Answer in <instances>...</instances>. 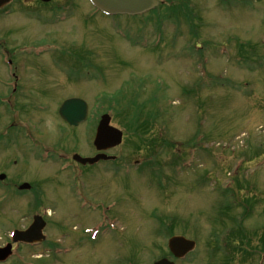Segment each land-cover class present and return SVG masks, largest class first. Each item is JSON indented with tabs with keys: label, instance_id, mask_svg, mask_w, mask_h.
<instances>
[{
	"label": "rangeland",
	"instance_id": "obj_1",
	"mask_svg": "<svg viewBox=\"0 0 264 264\" xmlns=\"http://www.w3.org/2000/svg\"><path fill=\"white\" fill-rule=\"evenodd\" d=\"M51 1L41 12L49 17L44 25L32 22L24 10L28 5H16L18 0L8 5L12 13L0 12V50L14 52L16 64L22 63L17 48L32 42L58 43L66 50L53 49L41 58L52 79L43 99L50 109L37 116L46 126L40 128L41 145L28 149L31 142L24 136L33 109L19 106L8 113L0 106V133L9 139L0 144V173L7 174L0 183V245L10 241L14 228L31 221L32 212L51 206L52 213L49 242L19 247L7 264H152L174 259L167 248L172 234L198 244L190 261L175 259L177 264H264V0H186L196 4L198 36L189 35L188 2L166 0L179 7L180 22L165 21L168 29L158 46L153 41L161 28L153 17L110 18L96 14L87 0H78L76 10L66 4L69 0ZM59 4L70 18L55 22L52 11ZM118 26L130 40L117 34ZM143 36H149L151 48L134 44ZM89 58L92 66H81L88 63L81 59ZM41 72L25 67L22 75ZM131 74L138 80L131 82ZM3 77L0 59V88ZM119 90L121 96L105 97ZM71 96L94 104L97 122L110 113L124 139L112 149L123 163L94 166L90 186H77L70 197L69 171L60 165L73 163L74 152H96L87 126L61 123L58 106ZM44 149L54 156L42 163L36 150ZM126 160L144 166L126 169ZM103 167L113 169L105 173ZM24 181L33 182L38 192H17ZM81 200L99 209L81 207ZM236 214L241 223H235ZM228 226L233 229L229 247L236 251L222 257L219 241ZM88 227H100L96 239L86 235ZM59 238L72 253L45 254Z\"/></svg>",
	"mask_w": 264,
	"mask_h": 264
},
{
	"label": "water",
	"instance_id": "obj_2",
	"mask_svg": "<svg viewBox=\"0 0 264 264\" xmlns=\"http://www.w3.org/2000/svg\"><path fill=\"white\" fill-rule=\"evenodd\" d=\"M9 0H0V7L7 3ZM96 5L103 10L112 13H128V14H139L149 9H152L158 4V0H94ZM87 113L86 104L77 99H70L64 102L60 108V114L62 117L72 124H78L82 121ZM111 117L104 115L98 127L95 144L98 149L110 148L118 145L122 140V132L117 128L110 125ZM103 155H98L94 159H83L85 162H95L99 160ZM80 159V157H76ZM5 176L2 175L1 178ZM29 187L28 184L22 186V188ZM45 226L40 217H36L34 223L30 226L27 231H17L15 235V241L34 242L35 240L42 239V229ZM171 249L177 255L185 253L186 250L190 249L191 243L186 242L182 237H174L171 240ZM184 248V249H183ZM11 254V246L6 248H0V261L5 260ZM156 264H173L166 260L160 261Z\"/></svg>",
	"mask_w": 264,
	"mask_h": 264
},
{
	"label": "flooded vegetation",
	"instance_id": "obj_3",
	"mask_svg": "<svg viewBox=\"0 0 264 264\" xmlns=\"http://www.w3.org/2000/svg\"><path fill=\"white\" fill-rule=\"evenodd\" d=\"M30 1V2H29ZM57 1V0H55ZM54 1L51 2H43L41 0H18L16 5L21 4H26L28 5V8H25L24 10H27L28 16L32 18V22L39 23V24H47V16H44L41 14L45 8L51 6ZM11 3H16V0H12ZM75 4L73 0H69L67 2V5H72L73 7L77 8L79 3L78 0H76ZM60 5V6H59ZM57 9H54L53 11L58 12L59 8L61 7V4H59ZM54 13V12H53ZM46 21V22H45ZM35 23V24H36ZM42 43V41H40ZM32 44H37V42H32ZM41 58L44 57H39V58H33V57H28L29 61L30 59H36L40 63H32L31 61L27 64V69H37L39 70L42 68V72L39 73L38 76L33 77L32 75L28 78H25L24 76L18 77L14 80L13 87L10 88V86L6 85L3 88H0V100H2V97L8 96L7 102L9 103H14L13 106L18 108L19 106L23 107V110L28 108V109H33L34 114L28 116L30 120H34L36 124L41 126L43 124V119L38 118L37 116L43 115V111H41L42 107L47 106V103L43 99H47L48 95L50 94V90L48 89V81H50L51 78L47 75V69L46 67L42 64ZM39 66V67H36ZM45 70L46 72H43ZM52 80V79H51ZM4 85V84H3ZM26 112H24L25 114ZM83 172L84 176H87L88 182H91V177L89 175V171H84Z\"/></svg>",
	"mask_w": 264,
	"mask_h": 264
}]
</instances>
